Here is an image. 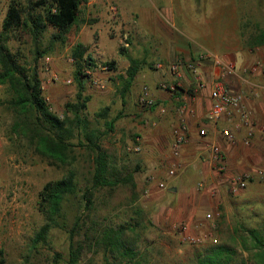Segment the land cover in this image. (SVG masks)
Returning <instances> with one entry per match:
<instances>
[{
	"label": "rangeland",
	"instance_id": "1",
	"mask_svg": "<svg viewBox=\"0 0 264 264\" xmlns=\"http://www.w3.org/2000/svg\"><path fill=\"white\" fill-rule=\"evenodd\" d=\"M10 2L0 0V30ZM79 19L64 43L55 44L38 59V75L51 109L62 117L64 104L74 101L78 90L72 49L77 43L87 47L85 55L92 57L93 64L85 68L83 76V94L89 97L86 113L90 126L105 131L100 144L109 156L108 176L118 183L96 187L93 205L86 211L78 208L79 197H67L58 218L60 225L51 228L46 243L34 244V235L44 223L39 205L42 186L73 170L80 191H84L92 184V155L78 145L73 149L71 164L54 163L37 154L26 139L11 132L13 113L6 103L9 94L6 85L0 84L2 264H106L102 247L92 244L94 232L106 224L139 223L127 233L137 237L136 249H146L148 264H196L208 245L230 240L227 235L233 233L234 226L264 231V177L257 182L249 177V184L251 181L255 185L252 191H248V185L241 193L228 191L226 205L218 203L213 210L203 207L202 212L207 210L211 217L206 218L200 231L184 232L173 226L177 221L174 213L164 209L169 202L167 188L175 183L178 169L167 187L159 190L157 183L165 178L170 163L154 160L150 147H142L141 137L140 149H133L139 130L145 128L144 120L137 115L139 106L143 107L139 103L141 90L159 83V72H168L171 62L183 59L179 48L185 47L189 56L203 48L218 56L241 49L251 56L252 64L264 61V44L250 43L256 28L264 29V0H84ZM54 31L55 27L47 26L44 45ZM10 46L22 60L33 62L28 34L19 33L18 39L10 40ZM132 59L140 65L132 85L124 90ZM109 121H113L111 130ZM180 198L184 203V197ZM79 211L83 220L70 236ZM205 233L216 241L207 238L193 243L183 238V234ZM238 241L237 255L230 264H242L248 255ZM73 251L78 253L74 263Z\"/></svg>",
	"mask_w": 264,
	"mask_h": 264
},
{
	"label": "trees",
	"instance_id": "2",
	"mask_svg": "<svg viewBox=\"0 0 264 264\" xmlns=\"http://www.w3.org/2000/svg\"><path fill=\"white\" fill-rule=\"evenodd\" d=\"M83 1L11 0L0 30V84L6 85L9 94L6 103L13 113L11 132L26 139L27 144L37 154L54 163L71 164L75 158L73 149L77 145L92 155V184L84 191H80L73 170L42 186L39 205L44 215V223L34 235V244L46 243L51 228L60 225L58 218L62 214V204L67 197H79L78 208L86 211L93 205V190L96 187L115 186L118 183L108 176L109 156L100 144L105 131L90 126L86 113L89 97L83 94V76L86 75L85 68L93 64L92 57L85 55L87 47L77 43L72 49L74 79L78 90L76 99L64 104L62 117L51 109L43 94L38 75V59L52 51L55 44L66 41L71 27L79 23V8ZM48 25L55 27L56 31L50 34L48 43L44 45L43 37ZM255 32L251 45L264 44V29L258 26ZM19 33H26L31 39L33 62L22 60L10 46V40L18 39ZM139 65L134 59L130 61L126 70L124 90L132 85ZM107 124L108 130H111L113 121ZM82 220V212L79 211L71 225L70 236L80 227ZM136 224L139 223L125 222L116 226L106 224L94 232L92 244L102 247L106 264L112 261L118 264L149 263L146 249H136L137 237H130L127 233L133 232ZM227 238L230 240L224 239L216 245H208L204 249L205 253L201 257L198 256L196 264H230L237 255V239L239 245L248 253L242 264L245 261L249 264H264V231L255 228L244 230L234 226L233 233L227 235ZM2 253L3 250L0 249V254ZM71 255V261L74 263L78 253L73 251ZM2 262L1 258L0 263Z\"/></svg>",
	"mask_w": 264,
	"mask_h": 264
},
{
	"label": "crops",
	"instance_id": "3",
	"mask_svg": "<svg viewBox=\"0 0 264 264\" xmlns=\"http://www.w3.org/2000/svg\"><path fill=\"white\" fill-rule=\"evenodd\" d=\"M179 50L184 53V59H189L204 48L198 49L192 56H189L185 47ZM244 53L236 49L231 55L224 54L226 59L235 62V72L224 77V80L232 91L244 93L245 107L252 114V125H245L236 113L224 114L217 120L208 118L212 104L211 79L216 71L210 60H205L199 67L204 86L189 70L182 68L181 86L176 89L165 88L162 84H172L178 78L169 69L166 73L160 71L159 83L149 85L157 107L148 109L139 106L137 115L145 122V128H139L142 147H150L154 160L160 163L166 160L170 167L174 165L178 169L175 183L167 188L166 195H170L166 196L169 202L164 205V209L174 213L177 221L173 226L178 229L182 227L184 232L201 230L200 226L206 222L205 214L210 213L207 210L202 212L203 207L213 210L218 203L226 205L229 191L227 180L231 175L245 173L252 182L262 177L259 171L264 169V73L252 70V58ZM161 107L167 109L165 113L160 112ZM181 122L184 124V142L178 154L174 155L173 129ZM225 128L233 131V141L225 139L222 133ZM212 143L221 148L222 158L218 166L210 158L209 145ZM171 177L166 171L165 178L160 181L167 183ZM251 181L247 183L248 191L255 189ZM171 187H176V190H170ZM180 196L184 197V203L179 202Z\"/></svg>",
	"mask_w": 264,
	"mask_h": 264
},
{
	"label": "built area",
	"instance_id": "4",
	"mask_svg": "<svg viewBox=\"0 0 264 264\" xmlns=\"http://www.w3.org/2000/svg\"><path fill=\"white\" fill-rule=\"evenodd\" d=\"M112 10H116L114 6L111 7ZM127 45V43H125ZM205 60H210L213 64V66L216 68L215 76L211 79V85H210V95L212 104L208 111V118L212 120L219 119L224 114H233L236 113L239 115L241 121L247 125L250 126L253 123L252 120V114L251 111H249L245 107L244 99L245 95L242 91H232L227 87V84L224 80V77L227 75H231L235 72V64L234 62L226 59L224 56H218L217 54L212 53L211 51H208L206 49L199 52L195 57L189 58V59H182V58H176L173 62H171L168 66V69L171 74L176 76L178 78L175 82L172 84H162L165 88L170 89H176L181 86V69L186 68L189 70L193 77L201 84V86H204L202 74L200 72L199 67L202 66ZM252 70H260L264 73V61H258L255 63L252 67ZM139 103L143 107H152L155 105V100L151 95L150 89L148 86H144L141 90V93L139 95ZM166 109L164 107L160 108V112H165ZM183 123L181 122L179 125H177L173 129L174 133V140H173V153L174 155H177L179 152L180 145L184 142V127ZM204 132L203 130L201 131ZM222 133L225 137V139L229 142L233 141L235 138V135L233 131L230 129H223ZM135 145L133 146L134 150L140 149V135H137L135 138ZM210 149V158L214 162L215 166L221 161L222 158V152L221 148L218 144L212 143L209 145ZM260 175L264 177V170L261 169L259 171ZM175 174V166L172 165L167 170V175L169 177L173 176ZM249 176L245 173L241 174H233L231 175L228 180V189L231 193L237 194L241 190H243L248 183ZM157 186L159 189H165L167 187V183L165 181H158ZM206 218L211 217V213H207ZM180 228V227H179ZM181 231H184V229L181 227ZM183 238L189 240L193 243L203 242L207 238H212L211 234H202V235H185L183 234ZM213 241H216L215 238H212Z\"/></svg>",
	"mask_w": 264,
	"mask_h": 264
},
{
	"label": "water",
	"instance_id": "5",
	"mask_svg": "<svg viewBox=\"0 0 264 264\" xmlns=\"http://www.w3.org/2000/svg\"><path fill=\"white\" fill-rule=\"evenodd\" d=\"M170 190L175 191L176 190V187H171Z\"/></svg>",
	"mask_w": 264,
	"mask_h": 264
}]
</instances>
